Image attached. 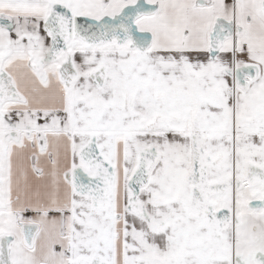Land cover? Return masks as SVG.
<instances>
[{"label":"snow or ice","instance_id":"obj_1","mask_svg":"<svg viewBox=\"0 0 264 264\" xmlns=\"http://www.w3.org/2000/svg\"><path fill=\"white\" fill-rule=\"evenodd\" d=\"M0 264H264V0H0Z\"/></svg>","mask_w":264,"mask_h":264}]
</instances>
